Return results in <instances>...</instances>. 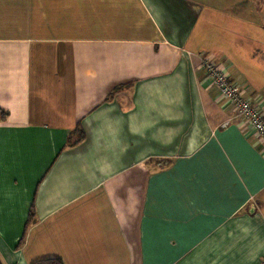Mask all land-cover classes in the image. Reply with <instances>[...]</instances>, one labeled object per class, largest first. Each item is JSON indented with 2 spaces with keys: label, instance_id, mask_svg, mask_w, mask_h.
<instances>
[{
  "label": "crops",
  "instance_id": "obj_1",
  "mask_svg": "<svg viewBox=\"0 0 264 264\" xmlns=\"http://www.w3.org/2000/svg\"><path fill=\"white\" fill-rule=\"evenodd\" d=\"M250 6L0 0L2 264L264 263V150L202 68L264 111L237 64L241 43L264 69V35L232 29L255 25Z\"/></svg>",
  "mask_w": 264,
  "mask_h": 264
},
{
  "label": "built area",
  "instance_id": "obj_2",
  "mask_svg": "<svg viewBox=\"0 0 264 264\" xmlns=\"http://www.w3.org/2000/svg\"><path fill=\"white\" fill-rule=\"evenodd\" d=\"M202 68L218 91L220 99H217V102L230 114L226 124L237 120L238 127L254 137L264 150V111L245 98L241 87L231 82L212 62L206 60Z\"/></svg>",
  "mask_w": 264,
  "mask_h": 264
},
{
  "label": "rangeland",
  "instance_id": "obj_3",
  "mask_svg": "<svg viewBox=\"0 0 264 264\" xmlns=\"http://www.w3.org/2000/svg\"><path fill=\"white\" fill-rule=\"evenodd\" d=\"M249 4H251L253 6V7L252 6H250V7L254 8V11L257 15V20H256L257 22H255V25L254 26L250 25V24H252V20L247 19V18H249V17H247V18H242L247 22L246 25H242L239 22L238 25L232 29L235 30L237 28V31L240 34L242 33L245 36L250 37L252 34H256V36L261 37L264 35V32L261 31L264 28V23H263V20L259 14L262 12L263 0H249ZM241 10L243 11L244 9L243 8L240 9V16L242 13ZM207 11H208V15L206 17V20L207 21L211 20L212 23L215 22L212 26L206 25L209 32H212V33L216 32V33H218L217 35H219V34L222 35L223 33H226V31L228 29L231 28L229 26V24L227 23L226 18H224L225 15H219V14H221L220 12L216 13L213 10H207ZM209 16H214L216 18H214V17L211 18ZM242 19H240V20H242ZM212 35L213 34H211L209 36L211 37ZM221 35H219V37L222 41H224L221 38ZM233 44H235V43H233ZM229 45H227L223 42L218 43V46H222V48L225 50V52L228 55H231V57L237 61L236 56H235V51H234L235 48L232 46H229ZM245 46L246 45H242L240 43V48H238L239 55L237 57L238 58L237 64H238L242 74L244 75V77L247 79V81L250 82L249 84L251 85L253 90L256 92L257 97L264 100L263 99L264 98V69L261 67V63H257L253 60H250L247 57V55H242V52L246 51V49H244Z\"/></svg>",
  "mask_w": 264,
  "mask_h": 264
},
{
  "label": "trees",
  "instance_id": "obj_4",
  "mask_svg": "<svg viewBox=\"0 0 264 264\" xmlns=\"http://www.w3.org/2000/svg\"><path fill=\"white\" fill-rule=\"evenodd\" d=\"M85 138V134L83 132V130L81 128H76V130H74L72 133H70L69 137H68V141H67V147H74L77 146L79 143H81ZM33 216H34V211L33 209L30 210L29 213V218H28V223L30 224L33 220ZM0 264H2V262L0 261ZM31 264H63V262L58 259V258H48V259H43V260H38L36 262H33Z\"/></svg>",
  "mask_w": 264,
  "mask_h": 264
}]
</instances>
